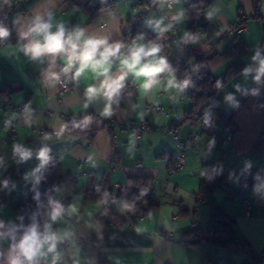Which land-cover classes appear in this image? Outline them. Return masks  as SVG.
Listing matches in <instances>:
<instances>
[{"label": "crops", "instance_id": "crops-1", "mask_svg": "<svg viewBox=\"0 0 264 264\" xmlns=\"http://www.w3.org/2000/svg\"><path fill=\"white\" fill-rule=\"evenodd\" d=\"M84 1L91 8L100 0ZM133 1L114 0L111 8L89 15L72 0H0V4L9 7L10 32L7 38L0 39V101L10 103L0 109L1 264H8L12 254L11 239L19 223L16 203L35 187L31 173L39 165L36 154L43 147L50 149L49 155L57 162L47 166L51 185L44 196L50 201L62 203L66 199V202L59 219L52 221L50 212L45 217L50 231L60 239L54 253L44 246V255L36 258L39 264H53L54 257L55 264H214L217 261L264 264V260L254 259V255L264 251V103L257 99L264 93V77L256 82L252 78L254 73L248 77L242 74L246 67L257 66L252 60L257 51L264 57V0H210L196 14L195 6L188 8L193 17L190 47L200 52H216L208 61L212 75L220 78L231 64L237 61L244 64L231 78L235 103L258 84L236 112L237 130L228 143L220 142L222 126L216 129V137L204 127L207 118L212 123L217 121L213 111L198 118L188 116L191 105L188 88L182 92L165 90L168 73L161 74L160 85L148 92L129 75L124 81V92L113 98L111 115L106 116L107 102L102 96L90 102L85 96L86 88L98 86L102 78H94L91 72L79 81L68 78L71 90L59 94L49 74L60 72L63 60L57 57L53 63L47 56L33 60L21 50L26 41L20 39L19 33L26 30L36 15L45 20L51 16L53 31L62 23L68 31L80 27L88 35L107 36L110 42L119 41L127 46L124 32L132 15ZM196 1L174 0L168 10L164 0H159L157 8L138 22L153 33L164 30L169 33L171 22L175 23L174 42L163 40L167 49L159 53L169 64L176 55H186L183 41L189 27L187 7ZM240 18L244 19L245 27L240 38L249 52L242 57H227L223 53L235 38L233 25ZM136 43L147 44L138 36ZM117 66L118 62L113 65V73ZM215 103L225 112L235 105L216 100ZM150 105L162 106L163 111L157 112ZM85 117L91 119L85 123ZM108 118L117 122L144 120L148 129L142 130L141 138L136 140L128 128L115 126L110 131L105 125ZM162 126L173 127L181 139L194 137V145L187 146L178 171L170 169L179 151L172 137L159 131ZM82 130H92L93 134L88 136ZM207 142L211 143L210 147H206ZM16 144L30 149L32 158L18 162L14 155ZM205 152L213 160H220L225 181L202 197L199 188L205 178L202 161ZM135 175L150 179L143 189H151L157 208L131 224L125 199L117 201L116 213L124 222L104 227L101 216L105 204L95 195L109 193L116 197L122 193L125 197L132 186L130 177ZM5 180L7 187L3 184ZM228 191H235V197L230 198ZM244 200L251 205V215L246 214ZM72 207L74 212L69 211ZM220 220L230 223L229 238L247 241L252 256L241 247L226 249L211 243L186 246L179 242L183 233L195 227L216 231Z\"/></svg>", "mask_w": 264, "mask_h": 264}, {"label": "clouds", "instance_id": "clouds-1", "mask_svg": "<svg viewBox=\"0 0 264 264\" xmlns=\"http://www.w3.org/2000/svg\"><path fill=\"white\" fill-rule=\"evenodd\" d=\"M51 16L48 20L36 15L26 30L19 33L20 39L26 41L21 50L26 56L33 60H40L44 57H51L53 63L57 57L63 60V67L60 72H51L50 80L59 83L61 75L75 81L91 72L93 77L100 79L99 85H89L85 90L87 101H92L98 97H103L107 102L104 115H111V102L120 90L124 87V81L131 75L141 82V87L145 92L160 85V76L168 73L165 90L175 89L182 92L188 88L191 81L185 79L177 81L173 70L166 57L160 56L161 46L156 43L139 44L133 41L131 45H125L119 41L110 42L107 36H95L86 34L85 29L76 27L70 31L64 25H56L53 31ZM10 35L9 29L0 23V39H5ZM127 49L122 52V49ZM257 66L246 67L242 74L248 77L253 74V80L260 82L264 77V57L257 51L252 57ZM117 70L113 73V65L117 64ZM217 87L220 82L217 81ZM239 90V86H237ZM230 103H235L234 97L229 94L225 98ZM91 118L85 117V123ZM50 149L43 147L36 154L39 165L31 175L35 183H39L42 170L49 164L51 157ZM14 155L18 157V162H24L32 158L33 152L20 144L14 145ZM7 187L8 181H3ZM39 193H37V197ZM50 219L56 221L65 212L64 207L55 201H50ZM74 212L75 208L69 209ZM43 233L39 231L38 225L32 224L23 236L12 247V254L9 256L8 264H39L36 259L44 255L42 249L47 245V251H56L57 241L60 239L54 232L50 231L51 226L46 224ZM55 257L53 264H55Z\"/></svg>", "mask_w": 264, "mask_h": 264}, {"label": "trees", "instance_id": "trees-1", "mask_svg": "<svg viewBox=\"0 0 264 264\" xmlns=\"http://www.w3.org/2000/svg\"><path fill=\"white\" fill-rule=\"evenodd\" d=\"M75 5H78L86 10L89 15H94L101 10L108 7L107 0H100L97 4L91 8L88 7L84 0H72ZM210 0H197L191 6L187 7L189 17V27L184 36L183 46L186 50V55H176L172 58L170 66L173 70L174 75L178 81L188 79L191 81L188 87V96L191 102L188 116L191 117H202L205 113L213 111L217 116V121L212 123L208 118L204 121V127L210 132L212 137H216V129L219 126L229 128L233 133L237 130V126L234 122V116L238 111L243 101L256 90L257 85L255 84L249 89L231 108V110L225 112L221 105L214 102L215 94L221 89L225 82L233 78L243 67L244 64L241 61H237L228 66L224 76L215 78L208 67V61L216 55V52L210 50L208 52H200L190 47V27L192 24V15L189 12L190 7H194V13L196 14L200 9L204 8ZM257 1H255L256 6ZM9 7L0 4V15L2 13L7 14ZM240 23L244 24V19L240 18ZM8 28L7 23H2ZM133 33L138 36L141 40L147 44L156 43L161 46V50L167 49L166 45H163L162 41L168 40V31L164 30L161 33H153L147 28L137 24L134 28ZM248 51L247 44L236 36L230 46L224 51V55L232 57L234 55L242 57ZM192 60V63L190 61ZM217 81L220 82V87H217ZM13 90V89H11ZM262 102L264 103V93L262 95ZM78 130H80L78 128ZM81 131V130H80ZM88 136H92L93 131H84ZM51 157V156H50ZM174 161L171 163L173 165ZM56 165L57 162L51 157L48 165ZM47 165V166H48ZM45 167L40 173L41 179L37 184L35 183L34 189L25 197L16 203L19 217L25 221H40L45 220L46 215L51 212V203L44 196V192L50 187L51 180L47 174L48 167ZM242 171V168H238ZM131 188L123 197L122 193L116 194V199L120 203L126 201V215L130 220L131 224L135 223L138 218L145 217L154 211L158 204L156 198L150 188L144 190L143 187L150 181V179L143 175H135L130 177ZM225 181L224 174L214 175L207 180H203L200 184L199 193L202 197H206L215 187ZM37 193L39 196L37 197ZM109 193L105 195L100 193L95 195L99 200L103 202L109 196ZM66 199L59 203L64 205ZM102 223L105 226L113 223L115 225L123 224L124 218L120 217L116 213V207L111 206L106 208L101 216ZM220 228L216 231L204 230L202 227H195L193 230L183 233L179 242L186 246H200L206 243H211L220 248L233 249L235 247L243 248L249 255L252 256L250 245L245 239L232 240L229 238L228 232L230 231V223L225 220H220ZM255 257V255H254ZM214 264H228L226 262L217 261Z\"/></svg>", "mask_w": 264, "mask_h": 264}, {"label": "built area", "instance_id": "built-area-1", "mask_svg": "<svg viewBox=\"0 0 264 264\" xmlns=\"http://www.w3.org/2000/svg\"><path fill=\"white\" fill-rule=\"evenodd\" d=\"M173 1L174 0H164L166 9L169 10L172 8ZM107 2H108V8H111L113 6L114 0H107ZM158 3H159V0H134L132 2V15L130 16L128 25L124 32V41L127 45H131L133 41L137 40V36L133 33V31H134L135 26L138 24L139 20L144 18L147 12L157 8ZM3 22L7 23V14H4V13L0 15V23H3ZM233 27H234V37L240 36L245 31V27L243 24L240 23V19H238L234 23ZM175 32H176V25L172 21L170 25V30L168 33L169 43L174 42L176 38ZM55 83L58 87L59 94H63L71 90V87H72L71 83H69L68 78L64 77L63 75H61L60 82L59 83L55 82ZM120 92H124V88H122ZM257 99L259 102H262V99H263L262 95H258ZM9 105H10L9 102L1 103L0 101V109L1 107H8ZM149 107L157 112L163 111V107L159 105H150ZM18 109L21 110L22 107H18ZM105 125L110 131H113L115 126H118L120 129L128 128L136 140L141 138L142 130L148 129L144 120H142L140 123H136L134 120H131L129 122H117L113 118H108L105 121ZM159 131L163 134L170 135L175 142V145L179 151V154L174 158V163L170 171H178L183 165V154L185 150L187 149V146L194 145V137H190L188 139H181L177 136L175 129L173 127L166 128L162 126L159 128ZM220 134H221L220 142L228 143L232 141L233 132L229 128L222 127ZM210 146H211V143L207 142L206 147H210ZM216 146H218V144H216ZM202 161H203L204 168H205L204 180H207L214 175H220L221 173H223L221 166H220V160H213L210 157L208 152H205L204 156L202 157ZM228 192H229L228 195L230 198L235 197L236 195L235 191H228ZM116 203H117L116 197L112 194H110L104 201L105 208L114 206ZM243 205L246 208V214L251 215L252 211H251V205L249 204V202L247 200H244ZM213 212H216V209H213ZM34 223L38 225L39 231L41 233H43L45 230L44 226L46 224L49 225V223L45 221L40 222L38 220V221L29 222L19 217L18 228L11 239V243L14 245L16 242H18L19 239L23 236L24 232ZM254 259L257 262L264 260V251H261L258 254H256ZM73 262L76 263L75 260H73ZM0 264H1V257H0Z\"/></svg>", "mask_w": 264, "mask_h": 264}, {"label": "rangeland", "instance_id": "rangeland-1", "mask_svg": "<svg viewBox=\"0 0 264 264\" xmlns=\"http://www.w3.org/2000/svg\"><path fill=\"white\" fill-rule=\"evenodd\" d=\"M254 51H255V48H254ZM248 52H249V50L243 56H246L248 54ZM229 94H231V79L228 80L227 82H225L224 85L221 87V89H219V91L215 94L214 102H215V100H216V102L221 101V102H223L224 105L225 104L227 105L228 101L225 98ZM229 110H231V108Z\"/></svg>", "mask_w": 264, "mask_h": 264}]
</instances>
